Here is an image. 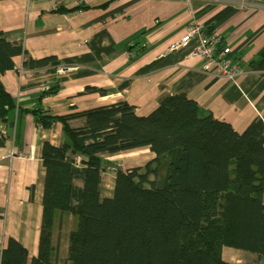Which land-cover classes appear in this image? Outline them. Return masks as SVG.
<instances>
[{
	"label": "crops",
	"instance_id": "1",
	"mask_svg": "<svg viewBox=\"0 0 264 264\" xmlns=\"http://www.w3.org/2000/svg\"><path fill=\"white\" fill-rule=\"evenodd\" d=\"M193 22L223 36L244 74L233 81L205 70L203 59L192 55L195 42L172 48ZM0 31L34 59L57 57L49 71L25 69V56L17 55L14 67L0 76L17 104L0 120V262L11 237L27 249V264L38 254L42 149L46 141L59 146L65 139L61 122L44 127L34 109L62 115L127 101L138 115H147L164 95L186 93L201 115L211 113L239 132L256 117L264 121V0H0ZM53 78L60 88L45 95L43 86ZM155 157L149 147L105 154L103 195H113L116 167H144ZM77 220L71 212H56L53 264H72L69 235ZM221 257L223 264H264V255L233 246H223Z\"/></svg>",
	"mask_w": 264,
	"mask_h": 264
},
{
	"label": "trees",
	"instance_id": "2",
	"mask_svg": "<svg viewBox=\"0 0 264 264\" xmlns=\"http://www.w3.org/2000/svg\"><path fill=\"white\" fill-rule=\"evenodd\" d=\"M21 54L25 69L51 71L57 65L56 56L34 59L22 43L0 31V76ZM59 88L53 78L44 94ZM16 107L0 81V120ZM32 113L44 127L61 122L65 139L59 146L43 145L41 235L31 264H53L57 211L78 217L69 235L72 264H223V246L264 255L262 118L239 132L211 113L201 115L186 93L164 95L147 115H138L127 101L62 115L41 107ZM74 118L85 121L73 127L69 121ZM141 147L156 157L144 167H116L113 195L105 197L103 174L109 161L104 155ZM27 260V249L9 238L0 264Z\"/></svg>",
	"mask_w": 264,
	"mask_h": 264
},
{
	"label": "built area",
	"instance_id": "3",
	"mask_svg": "<svg viewBox=\"0 0 264 264\" xmlns=\"http://www.w3.org/2000/svg\"><path fill=\"white\" fill-rule=\"evenodd\" d=\"M223 36L218 32H208L206 28L196 22L191 23L185 34L172 45L173 49H178L188 45L190 42H195L196 47L192 53L203 59V67L216 76L225 77L230 80L237 79L244 74L241 67L233 64L232 49L223 42ZM58 71H62L59 69ZM52 79L46 81L43 86V91H48L51 87ZM5 136L6 132L1 131ZM80 162V157H77Z\"/></svg>",
	"mask_w": 264,
	"mask_h": 264
},
{
	"label": "water",
	"instance_id": "4",
	"mask_svg": "<svg viewBox=\"0 0 264 264\" xmlns=\"http://www.w3.org/2000/svg\"><path fill=\"white\" fill-rule=\"evenodd\" d=\"M4 120H6V119H4Z\"/></svg>",
	"mask_w": 264,
	"mask_h": 264
}]
</instances>
